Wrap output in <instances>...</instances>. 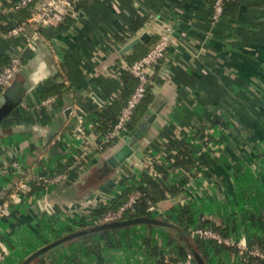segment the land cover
<instances>
[{
  "label": "crops",
  "instance_id": "obj_1",
  "mask_svg": "<svg viewBox=\"0 0 264 264\" xmlns=\"http://www.w3.org/2000/svg\"><path fill=\"white\" fill-rule=\"evenodd\" d=\"M17 1L0 0L3 26L12 19L8 12ZM73 1L74 13L65 23L43 29L37 47L26 36L7 38L9 29L0 28V58L8 60L3 68L13 55H22L26 72L18 80L31 87L0 127V210L8 204L0 215L3 264H21L52 242L37 240L27 247L46 221L78 228L77 221L91 219L97 208L129 184L163 183L156 165L174 160L182 141L192 149L193 158L199 157L197 149L207 148L201 155L205 168L195 173L192 169L183 191L156 205V214L189 206L200 221L234 226L227 239L253 242L255 235L264 237L263 229L242 221L246 212L264 210V0H234L218 23L211 21L215 0ZM23 12L28 18L29 12ZM20 13L22 21L15 24L25 20ZM140 18L144 21L133 34L117 39ZM166 30L171 43L150 79L152 100L144 112H137L139 120L123 136L135 131L148 112L163 108L141 137L144 159L129 165L131 174L108 172L97 153L72 168L82 141H95L99 135L96 113L122 93L124 65L140 59L130 63L128 57L146 47L149 52ZM145 32L150 35L146 44L121 54L127 43ZM27 34L31 38L34 31L28 29ZM59 86L61 93L49 91ZM50 98L55 99L51 105H42ZM209 147L218 150L212 159ZM70 159L72 166L61 171L60 165ZM169 174L175 181L187 176L179 168ZM57 176H62L58 182H49ZM108 180L114 184L108 186ZM194 227L199 224L189 233ZM131 229L116 237L123 241L120 247L105 250V264H156L140 245L149 230ZM152 232L162 247L161 256L168 259L175 244L169 243L168 235L181 238L174 230L167 235ZM84 249L76 240L44 261L63 264L73 256L80 264H98ZM210 264L243 261L228 251H214Z\"/></svg>",
  "mask_w": 264,
  "mask_h": 264
},
{
  "label": "trees",
  "instance_id": "obj_2",
  "mask_svg": "<svg viewBox=\"0 0 264 264\" xmlns=\"http://www.w3.org/2000/svg\"><path fill=\"white\" fill-rule=\"evenodd\" d=\"M232 3L234 4V0H227L225 2L224 12L228 11V8L232 5ZM213 4L214 1L211 4L212 10H213ZM22 13L24 12H21L20 14ZM22 16L25 20L28 19L26 16H24V14H22ZM2 20H3L2 16H0V28H3L4 30L17 25V23L15 24L14 20L10 19L8 25L3 26L1 24ZM143 21L144 19L141 18L137 19L134 25L131 27V29L124 31L123 35L118 36L117 39L118 40L127 39L128 35L133 34L134 31H136L139 28V26L142 24ZM147 52H148L147 47L144 49H140L139 51L130 55L128 57V60L130 63H133L134 61L145 55ZM7 61L8 60L7 59L5 60V58H0V72L2 71L3 66L4 64H6ZM125 78H126L125 87L122 93L119 95V97L114 99L111 105L103 108L101 111L96 113L94 123L101 137L105 136L108 132L113 130L115 124L119 119L122 108L126 105L129 97L133 93L132 92L133 89L137 85V79L134 76H132V74L127 72ZM62 88L63 86H59V87H55L54 89H50L49 91L51 93H61ZM149 90L150 89H148L145 98L143 99L142 103L138 106L131 122L129 123V129L135 126L137 121L139 120V115L137 112H139L140 110L144 112L147 109L149 103L151 102L152 97L151 95H149ZM110 145L111 144H104V148L107 149L108 147H110ZM166 148L170 152L173 151V148L169 145L166 146ZM173 155L175 159L169 160L165 166L161 164L156 165L157 170L159 171V173L163 178L164 181L163 183L160 184L155 181H150L147 185L136 186L133 184H129L119 194H117L113 199H111V201L97 208L92 214V219L95 218L101 219L109 211L118 210L119 207L122 206L128 200L129 196L136 192H140L141 196L133 205L131 211L126 213L124 219L140 218V217L157 218L158 216L157 214H155L156 205L168 199L169 196L175 197L176 195L181 193L184 189V186L188 183L190 179L189 175H192L191 174L192 169H194V162L192 160L193 152L186 141L181 142V145L179 146V150ZM71 160L72 159H70V161L68 163H65L64 165H60V170L63 171L67 167L72 166ZM176 168H179L180 171L183 170L184 172H186L187 176L185 178L184 176L183 177L179 176L178 178H176V181L171 179L169 170ZM171 180H173V183H171ZM37 189H41V187L38 186ZM166 216H167V218L165 219L166 221H169L177 225L178 230H174V231L188 232L187 239L189 241H193L194 249L199 254H201L206 264H210V255L214 251L215 253H219L221 251H228L232 254L238 255L242 259L243 264H264V261L248 256L245 252L238 249L237 247L226 246L224 244H220L217 241H213V240H204L200 238H196L194 240L191 239L189 229L191 226L195 225L196 222L199 224V227L201 228L211 229L221 234V236H223L224 238H229L231 234L235 231L234 226H230L229 223L220 225L214 223L211 220L200 221L196 213L189 206L177 208L174 212H170ZM242 217H244L242 221L250 222L253 226L259 227L264 230V210H262L261 213L246 212ZM89 223L90 222L87 218L81 219L76 222L78 228L77 227L70 228L71 226H69L68 232L65 235L97 225V224L90 225ZM142 226H145L150 233L147 234L146 237L142 238L141 244L140 243L139 244L143 247L142 250L146 252V254L150 259L156 260V264H176L180 261L185 260L189 255L193 257L190 246L188 244L186 246H183L181 244V241L185 238L181 239L180 241V239H174V237L171 235H168L169 243H175L176 245L175 244L172 245L168 259L165 258L164 256H161L162 247L158 245V243H156L152 231L154 229H157L161 232L163 231L154 225L145 224ZM133 227H128L124 230L128 231L130 228ZM120 231H122V229L106 230L103 232L102 235L97 237L98 240L95 239L96 238L95 237L86 240H79V242L84 245L85 247L84 251L87 254L94 255L97 258L98 264H105L106 263L105 250L107 249L111 250L116 247H120L123 243V241L120 240V238H116L121 233ZM163 233L166 234V232ZM248 245L250 247L264 246V237H257L255 235L253 236V242L251 239L248 242ZM38 262L43 264H54L53 261L50 263H46L44 259L43 260L37 259L31 264H36ZM193 264H197L194 257H193Z\"/></svg>",
  "mask_w": 264,
  "mask_h": 264
},
{
  "label": "built area",
  "instance_id": "obj_3",
  "mask_svg": "<svg viewBox=\"0 0 264 264\" xmlns=\"http://www.w3.org/2000/svg\"><path fill=\"white\" fill-rule=\"evenodd\" d=\"M226 1L227 0L214 1L213 13L211 15V21L213 23H218L221 21L224 14ZM74 5L75 2L73 0H18L17 3L12 6L11 10L18 14L23 11H29L30 15L28 19L24 20L22 23L9 28L6 37L16 38L19 36H26L31 43L32 37L30 38L28 36V29H32L34 31L33 36L37 35L42 37L43 29L65 23L69 16L74 13ZM170 43L171 34L169 30H166V32L162 33L160 40L146 55L142 56L132 65H124L123 69L126 72L132 74V76L137 79V85L133 93L129 97L126 105L122 108L119 119L112 131L108 132L103 137H101L99 134L95 141H82L78 149V154L74 157L75 162L72 168L80 167L87 158L96 153L102 154L106 150V148H104V144H111V147L128 132L129 123L131 122L138 106L142 103L150 87V79L154 73V68L166 57ZM22 69V55L17 53L11 57L10 63L0 72V91L9 86L16 78H18ZM54 101V98H50L43 101L42 105H51ZM13 167L16 168L17 164H14ZM60 177L57 176L56 178L49 180V182H58ZM43 180L48 182V180L45 178L41 179V181ZM140 196V192L131 194L128 200L122 206H120L118 210L109 211L101 219L91 218V220L87 218L90 222L89 224H97L95 226H98L105 223L124 220L126 213L131 211L133 205L140 198ZM7 208L8 204L6 203L5 206L0 210V215L1 212L6 211ZM157 210L158 209L155 208V214ZM166 215L167 214L163 212L157 214L158 217H162L163 219L167 218ZM190 235L191 239L193 240L196 238L214 240L220 244L237 247L238 249L245 252L248 256L264 261V246L250 247L248 242H235L224 238L218 232L201 227H194L191 229ZM5 258V251L0 246V264L4 262ZM176 264H193V257L189 255L185 260Z\"/></svg>",
  "mask_w": 264,
  "mask_h": 264
},
{
  "label": "water",
  "instance_id": "obj_4",
  "mask_svg": "<svg viewBox=\"0 0 264 264\" xmlns=\"http://www.w3.org/2000/svg\"><path fill=\"white\" fill-rule=\"evenodd\" d=\"M8 16L16 22L22 21V18L19 16V14L13 11H9ZM42 39V37L35 35L31 39V44L37 47ZM149 39V33H143L142 35L134 38L129 43H127L122 49L121 54L134 50L143 43L146 44ZM24 70L25 68L23 67L21 71L23 75ZM30 89L31 87L28 83H21L18 78H16L9 86L4 88L3 91L0 92V127L3 122L10 117L11 113L16 110V108L22 103L24 93L26 91H29ZM162 109L163 108H157L153 109L152 112H148L145 121H143V123L137 129H135V131H133L130 135H126L125 137L120 138L116 143H114L111 147H109L102 153L101 156L106 161L104 165V167L106 168L105 170H122L128 174H131L129 165L143 160L145 156V153L142 150L141 137L150 128V126L153 125L155 120H157ZM68 111H71V109H69ZM111 184H114L113 180H108L107 185L111 186ZM50 210L52 213H54V208L50 207ZM145 224L154 225L166 233H171L173 230H178L176 224L166 221L162 217H140L124 219L112 223H105L102 225L78 230L65 236L59 237L58 239L46 244L45 246L31 254L21 264H31L37 259L43 260L47 256L56 254L57 252L65 249L67 246L73 244L76 240L95 238L102 235L106 230L123 229ZM175 237L181 239L185 238L182 240L181 244L183 246H186L187 244L190 246L191 252L197 264H206L201 254H199L194 249L193 241H189L187 239V231H178Z\"/></svg>",
  "mask_w": 264,
  "mask_h": 264
},
{
  "label": "rangeland",
  "instance_id": "obj_5",
  "mask_svg": "<svg viewBox=\"0 0 264 264\" xmlns=\"http://www.w3.org/2000/svg\"><path fill=\"white\" fill-rule=\"evenodd\" d=\"M231 119V118H230ZM228 121H230V120H228ZM217 131V130H216ZM215 131V132H216ZM218 132H216V134H214V136L216 137V139H218ZM223 143H221V145H222ZM210 148V149H209ZM208 149L210 150L209 151V154H210V156H212V157H210L211 159L214 157V156H216V154H217V151H213V147H209ZM207 150V148H203V149H197L196 151H197V153L199 154V157H196V158H193L192 160H193V162H194V173H195V171L196 172H199V171H201L203 168H205V164H204V162H203V160H202V156L201 155H204L205 154V151ZM155 164V163H154ZM170 170H172V169H170ZM154 178V177H153ZM105 197H107V195L105 196ZM104 200V199H103ZM47 224V225H46ZM48 224H50V223H48L47 221L44 223V224H41V226H40V229H39V235H34V236H32V239H31V242H28V246L27 247H29L32 243H34V242H36L37 240L38 241H40V242H50V241H54V240H56V239H58L59 237H62V236H64L67 232H68V229H69V226H71L70 228H74V227H76L75 226V224H74V226H73V224H66V223H64L63 222V224H61V221H59V220H57V221H52V224H50V225H48ZM46 225V226H45ZM140 227H142V225H138V226H135V227H133V228H140ZM124 229H126V228H123L122 229V231H120V232H124L125 230ZM131 229V228H130ZM129 229V230H130ZM131 230H133V229H131ZM37 241V242H38ZM65 249H63V250H61L62 252L64 251ZM28 252L30 251V250H27ZM61 251H59V252H61ZM23 252V250L20 252V253H22ZM59 252H57V253H59ZM71 254H74V253H71ZM66 258H68V256L66 257ZM76 258V257H75ZM73 256H70V261H63L62 263L63 264H73V260L75 259ZM78 261V262H77ZM77 261L75 262V260H74V262L76 263V264H80V260H78L77 259ZM88 262V261H87ZM87 262H82L83 264H87ZM4 262H2L1 264H3Z\"/></svg>",
  "mask_w": 264,
  "mask_h": 264
}]
</instances>
